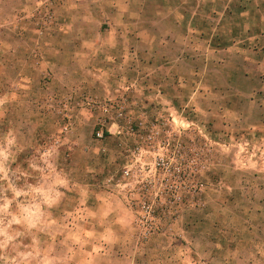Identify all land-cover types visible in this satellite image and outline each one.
<instances>
[{
  "label": "rangeland",
  "instance_id": "rangeland-1",
  "mask_svg": "<svg viewBox=\"0 0 264 264\" xmlns=\"http://www.w3.org/2000/svg\"><path fill=\"white\" fill-rule=\"evenodd\" d=\"M58 9L55 0H0V264L35 259L39 239L49 251L50 237L84 234L86 220L103 218L145 259L239 264L230 252L246 258V191L261 168L253 158L264 155L262 140L242 130L246 102L176 78L105 81L90 67L103 50L88 49L104 41L98 18L72 21ZM55 39L62 51L49 47ZM87 75L104 83L88 90ZM51 188L64 194L60 209L39 211Z\"/></svg>",
  "mask_w": 264,
  "mask_h": 264
},
{
  "label": "crops",
  "instance_id": "crops-1",
  "mask_svg": "<svg viewBox=\"0 0 264 264\" xmlns=\"http://www.w3.org/2000/svg\"><path fill=\"white\" fill-rule=\"evenodd\" d=\"M55 5L72 21L85 20L92 14L98 18L96 31L104 41H95L88 49L103 50L102 62L90 60V67L102 69L105 81L142 83L149 77L152 83L168 85L177 79L198 83L202 93L230 92L222 98L246 102L250 109L242 130L251 142L262 140L264 149V0H55ZM73 34L82 35V31ZM55 41L49 47L62 51ZM71 51H79L76 41H72ZM81 78L88 90L90 85L104 83L100 76ZM239 109L232 114L237 119L244 116ZM240 122L234 120L229 126L235 129ZM253 160L261 168L252 174L254 182L246 191L252 229L247 245H238L246 258L240 260L235 251L230 252L239 264H264V155ZM48 193V204L37 202L39 211L60 209L63 192L51 188ZM54 220L55 225L73 229L74 221L65 224L56 217ZM35 221L17 220L15 226L33 227ZM104 222L106 218L86 220L84 227L89 231L83 230L84 234L50 237L53 246L49 251L39 239L38 250L28 252L35 259L19 264H191L185 254L177 262L145 259L138 246L127 248L126 236L120 232L111 235V228L102 226ZM13 257L9 255L8 259Z\"/></svg>",
  "mask_w": 264,
  "mask_h": 264
}]
</instances>
